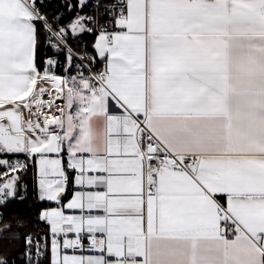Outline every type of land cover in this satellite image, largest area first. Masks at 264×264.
I'll return each instance as SVG.
<instances>
[{
    "label": "snow or ice",
    "instance_id": "snow-or-ice-1",
    "mask_svg": "<svg viewBox=\"0 0 264 264\" xmlns=\"http://www.w3.org/2000/svg\"><path fill=\"white\" fill-rule=\"evenodd\" d=\"M44 7L0 0V242L26 264H264V0ZM29 171L43 235L10 210Z\"/></svg>",
    "mask_w": 264,
    "mask_h": 264
},
{
    "label": "trees",
    "instance_id": "trees-1",
    "mask_svg": "<svg viewBox=\"0 0 264 264\" xmlns=\"http://www.w3.org/2000/svg\"><path fill=\"white\" fill-rule=\"evenodd\" d=\"M68 3L75 4L76 0H67ZM44 11H46L51 17L54 14H60L62 16V23L64 25H68L76 15V9L73 11H68L65 7V0H44ZM87 12L89 11V7L86 8ZM93 41V37L90 35H86L84 37V42L87 44H91ZM58 59L63 63V56L58 55L54 52V50L50 47L41 46L38 50V59L43 62L46 58ZM54 71L59 73L61 69L54 68ZM25 182L28 185L26 196L27 198L23 202H17L10 205V210L15 212L20 217L25 219V222L30 224L29 228H26L25 231H33L40 232L42 235L47 231V227L43 222H40L36 219L39 210L41 207H45L47 205H41L39 202L35 200L34 196V184H33V173L29 171L28 174L24 177ZM14 247H9L8 242H0V254H7L10 258H14L16 264H26L24 258L20 256V253L24 251V244L21 241L14 242ZM43 264H48V258L46 257L43 260Z\"/></svg>",
    "mask_w": 264,
    "mask_h": 264
},
{
    "label": "built area",
    "instance_id": "built-area-1",
    "mask_svg": "<svg viewBox=\"0 0 264 264\" xmlns=\"http://www.w3.org/2000/svg\"><path fill=\"white\" fill-rule=\"evenodd\" d=\"M88 14H92V9H91V7H89V11L87 12ZM57 103L58 104H60L61 106H63V101H61V100H57ZM57 115H58V113H57ZM26 262V261H25Z\"/></svg>",
    "mask_w": 264,
    "mask_h": 264
},
{
    "label": "crops",
    "instance_id": "crops-1",
    "mask_svg": "<svg viewBox=\"0 0 264 264\" xmlns=\"http://www.w3.org/2000/svg\"><path fill=\"white\" fill-rule=\"evenodd\" d=\"M75 74V73H73ZM39 86V85H38ZM45 87H50L49 85H44ZM25 117H27V112L25 111ZM70 198V197H69Z\"/></svg>",
    "mask_w": 264,
    "mask_h": 264
},
{
    "label": "rangeland",
    "instance_id": "rangeland-1",
    "mask_svg": "<svg viewBox=\"0 0 264 264\" xmlns=\"http://www.w3.org/2000/svg\"><path fill=\"white\" fill-rule=\"evenodd\" d=\"M86 9V8H85ZM84 9V12H87V10Z\"/></svg>",
    "mask_w": 264,
    "mask_h": 264
}]
</instances>
